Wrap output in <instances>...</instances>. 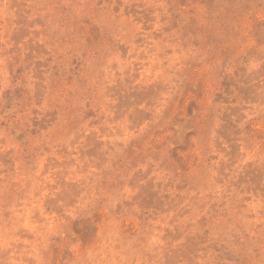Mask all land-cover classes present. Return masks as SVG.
<instances>
[{
    "label": "rangeland",
    "instance_id": "374dc122",
    "mask_svg": "<svg viewBox=\"0 0 264 264\" xmlns=\"http://www.w3.org/2000/svg\"><path fill=\"white\" fill-rule=\"evenodd\" d=\"M0 264H264V0H0Z\"/></svg>",
    "mask_w": 264,
    "mask_h": 264
}]
</instances>
